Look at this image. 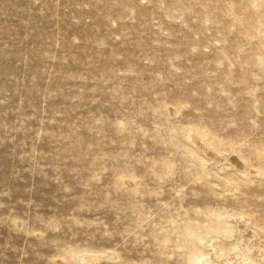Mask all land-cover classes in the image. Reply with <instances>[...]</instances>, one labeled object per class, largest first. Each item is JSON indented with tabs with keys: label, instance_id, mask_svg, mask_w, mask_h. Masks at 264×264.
<instances>
[{
	"label": "rangeland",
	"instance_id": "rangeland-1",
	"mask_svg": "<svg viewBox=\"0 0 264 264\" xmlns=\"http://www.w3.org/2000/svg\"><path fill=\"white\" fill-rule=\"evenodd\" d=\"M210 237L264 264V0H0V264Z\"/></svg>",
	"mask_w": 264,
	"mask_h": 264
},
{
	"label": "bare ground",
	"instance_id": "bare-ground-1",
	"mask_svg": "<svg viewBox=\"0 0 264 264\" xmlns=\"http://www.w3.org/2000/svg\"><path fill=\"white\" fill-rule=\"evenodd\" d=\"M212 158V156H211ZM232 159V158H231ZM229 160L230 162H236V159L234 158V161ZM226 160V159H225ZM220 161V160H219ZM214 163V162H213ZM236 164V163H235ZM234 164V165H235ZM237 166V165H236ZM238 237V236H237ZM241 241V240H240ZM228 243V242H227ZM224 245V244H223ZM227 245V244H226ZM231 245V246H230ZM229 248L233 249L235 248L236 244H229ZM205 250H208L207 252H210V256H203L200 257L197 264H216V261L224 258V255L220 253L219 249V240L215 237L209 238L203 245ZM202 247V248H203ZM225 247V246H224ZM227 247V246H226ZM238 249V248H237ZM218 250V251H217ZM241 250V249H239ZM247 250V249H246ZM252 250V248L249 249V251ZM229 251V250H228ZM243 251V250H241ZM244 252V251H243ZM252 252V251H251ZM226 256V255H225ZM228 256V255H227ZM105 257L109 259H113V257L110 254H90L87 256H80L78 259L84 264H94L96 261H100L102 259H105ZM248 257V256H247ZM106 260V259H105ZM226 260V259H225ZM225 262V261H224ZM229 264V263H227Z\"/></svg>",
	"mask_w": 264,
	"mask_h": 264
}]
</instances>
